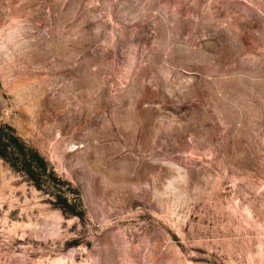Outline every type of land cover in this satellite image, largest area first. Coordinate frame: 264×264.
I'll return each mask as SVG.
<instances>
[{"label": "rangeland", "instance_id": "1", "mask_svg": "<svg viewBox=\"0 0 264 264\" xmlns=\"http://www.w3.org/2000/svg\"><path fill=\"white\" fill-rule=\"evenodd\" d=\"M0 264H264V0H0Z\"/></svg>", "mask_w": 264, "mask_h": 264}]
</instances>
